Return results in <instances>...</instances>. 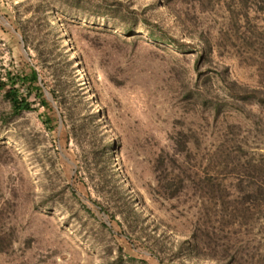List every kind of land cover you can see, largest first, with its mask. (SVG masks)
<instances>
[{
    "label": "rangeland",
    "instance_id": "rangeland-1",
    "mask_svg": "<svg viewBox=\"0 0 264 264\" xmlns=\"http://www.w3.org/2000/svg\"><path fill=\"white\" fill-rule=\"evenodd\" d=\"M32 69L0 264H264V0H0V78Z\"/></svg>",
    "mask_w": 264,
    "mask_h": 264
},
{
    "label": "trees",
    "instance_id": "trees-1",
    "mask_svg": "<svg viewBox=\"0 0 264 264\" xmlns=\"http://www.w3.org/2000/svg\"><path fill=\"white\" fill-rule=\"evenodd\" d=\"M0 90L3 91L4 97L9 101L13 114L32 110L35 103V100H30L32 94L38 99L41 106H48L41 94L38 73L34 69L29 73L23 71L17 73L5 72V79L0 78ZM43 121L46 124L52 123L53 120L49 117L48 112L45 114Z\"/></svg>",
    "mask_w": 264,
    "mask_h": 264
}]
</instances>
